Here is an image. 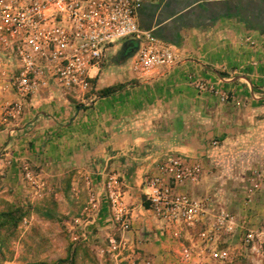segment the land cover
<instances>
[{
	"label": "crops",
	"instance_id": "crops-1",
	"mask_svg": "<svg viewBox=\"0 0 264 264\" xmlns=\"http://www.w3.org/2000/svg\"><path fill=\"white\" fill-rule=\"evenodd\" d=\"M137 19L141 29L153 31L177 52L176 65L144 76L131 68L139 41H118L92 71L93 89L86 94V105L71 103L59 91L33 97L19 127L0 129V150L8 148L5 143L39 141L38 156L16 146L5 153L39 161L47 156L51 139L58 161L69 163L73 158L79 166L86 164V187L99 189L105 179L118 176L132 216L125 233L128 246L136 256H152L153 264H176L178 255L170 253L172 230L161 229L160 222L145 212L143 179L159 160L170 156L204 166L203 156L215 150L209 140L216 135L227 141L231 132L253 124L255 116L264 113V0H157L143 3ZM129 41L137 48L126 56ZM194 79L226 91L230 99L221 102L210 92L198 91ZM115 84L120 88L114 92L96 95ZM258 121L264 123V116ZM67 140L72 142L65 144ZM6 158L0 157L2 165ZM203 185L201 177L198 184L180 188L203 197L199 190ZM210 204L211 212L221 207ZM230 237L225 235L224 240ZM226 242L222 245L228 246Z\"/></svg>",
	"mask_w": 264,
	"mask_h": 264
},
{
	"label": "built area",
	"instance_id": "built-area-1",
	"mask_svg": "<svg viewBox=\"0 0 264 264\" xmlns=\"http://www.w3.org/2000/svg\"><path fill=\"white\" fill-rule=\"evenodd\" d=\"M155 1L0 0V90L4 77L12 93L5 104L8 113L16 116L23 112L28 100L45 91L72 95L86 105V94L93 89L92 71L97 70L106 51L124 39L139 41L131 64L133 71L148 76L176 65L177 52L138 24V8ZM193 86L216 95L221 102L230 99L226 91L203 80L194 79ZM203 171L198 161L170 156L159 160L155 170L143 179L144 200L148 203L145 212L160 222L161 229H171L175 237L185 229L197 231L199 242L190 239V243L180 245V264H210L207 259L225 263L231 257L225 235L239 233L246 249H256L259 241L258 231L241 226L244 231L239 232L238 220L226 207L211 212L206 198L181 190L183 185L198 184ZM261 175L247 188V200L264 185ZM86 183L90 184L87 177ZM121 184L114 175L99 189L88 187L87 204L68 222L71 241L88 245L95 242L91 247L101 256L120 263L153 264L152 256H136L128 246L125 233L131 228L132 216ZM104 205L108 212L103 223L96 225ZM223 241L228 246H223Z\"/></svg>",
	"mask_w": 264,
	"mask_h": 264
},
{
	"label": "rangeland",
	"instance_id": "rangeland-1",
	"mask_svg": "<svg viewBox=\"0 0 264 264\" xmlns=\"http://www.w3.org/2000/svg\"><path fill=\"white\" fill-rule=\"evenodd\" d=\"M1 80L0 129L5 126L16 129L24 111L16 113V116L8 113L5 104L12 99V93L6 88L5 78L1 77ZM112 87L120 88L118 84ZM96 95L103 94L99 92ZM67 96L71 103H82L72 95ZM263 116L264 113L260 112L253 124H242L240 131L231 132L227 141L215 135L209 140V145L215 150L209 156H203L204 185L199 187L203 197L210 203L234 211L239 226L260 233L256 249L244 248L240 243V234L230 237L227 242H231V257L223 264H264V185L254 191L253 203L246 198L247 188L257 182L259 174H262L264 183V123L258 121ZM29 142L18 140L13 144L5 143V148H8L0 150V157H7L4 165L0 163V214L21 217L17 224L10 222L0 226V264H122L108 256H101L91 247L95 243L92 241L89 245H77L74 258H70L72 244L67 227L74 215L87 204L89 188L85 186L86 164L79 166L73 158H69V163H66V159L58 161L54 157L51 139L47 141V156L39 158V161L36 158H22L21 154L16 159L11 158L12 154H5L16 146L20 151L30 149L31 157L38 156L40 142ZM71 142L67 140L65 144ZM107 212L104 205L99 223H103ZM196 232L185 229L179 237L173 236L171 255H178L180 245L190 243V239L199 242ZM177 260L176 264H180L179 256Z\"/></svg>",
	"mask_w": 264,
	"mask_h": 264
},
{
	"label": "trees",
	"instance_id": "trees-1",
	"mask_svg": "<svg viewBox=\"0 0 264 264\" xmlns=\"http://www.w3.org/2000/svg\"><path fill=\"white\" fill-rule=\"evenodd\" d=\"M128 46H129L130 49H128V51L126 53V56H129L137 48V45H136L135 41L134 42L129 41V45ZM115 90H116V87H112V86L106 87L105 89L101 90V94H103L102 96H104V95H107L109 93L114 92ZM20 219H21V217L19 215L15 216L14 214L12 215V214H6V213L0 214V226H5V225H7L10 222L13 223V224H17V222ZM69 237H70V235H69ZM70 241H71V238H70ZM0 244H1V242H0ZM70 244H72V254H71V257H70L71 259L74 258L73 252H75V249H77V247H76L77 245L78 246H80V244L87 245L86 243H83V242L76 243V242H73V241H71Z\"/></svg>",
	"mask_w": 264,
	"mask_h": 264
}]
</instances>
